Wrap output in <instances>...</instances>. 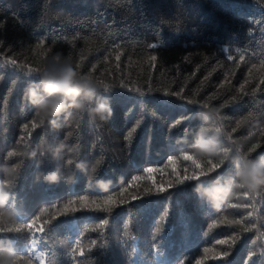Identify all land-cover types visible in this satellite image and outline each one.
<instances>
[{
    "label": "trees",
    "instance_id": "16d2710c",
    "mask_svg": "<svg viewBox=\"0 0 264 264\" xmlns=\"http://www.w3.org/2000/svg\"><path fill=\"white\" fill-rule=\"evenodd\" d=\"M58 54L100 84L97 102L106 95L113 108L107 124L85 113L32 127L26 89ZM205 105L220 109L230 156L264 154V0H0V165L46 138L79 145L83 161L101 157L97 178L113 181L103 191L83 172L75 182L38 180L63 159L37 152L24 160L0 246L15 247L18 264H40L35 248L44 264H264V189L216 210L197 179H185L207 187L236 172L226 161L201 176L209 161L183 158ZM37 216L43 234L27 227Z\"/></svg>",
    "mask_w": 264,
    "mask_h": 264
},
{
    "label": "clouds",
    "instance_id": "9594fccd",
    "mask_svg": "<svg viewBox=\"0 0 264 264\" xmlns=\"http://www.w3.org/2000/svg\"><path fill=\"white\" fill-rule=\"evenodd\" d=\"M103 91L106 93L108 89L104 87ZM100 92V84L90 74H83L70 56L58 54L40 69L38 79L28 85L25 98L34 106V120L39 126L51 124L58 127L62 115L66 114L72 120H77L85 113L93 122L107 124L113 116V108L106 95L97 102ZM205 109L202 113L204 123L195 137L193 147L187 153L200 160L217 159V168L226 161L235 164V175L223 178V182L221 177L217 176L211 186L206 187L201 179H197L195 183L194 190L198 196L211 208L220 210L227 202L240 196L241 190H246V194L264 189V154L252 158L237 152L230 156L229 150L222 147V129L218 126L220 109L207 106ZM37 152L41 157L51 153L53 159H63V165L57 166L55 170L40 172L38 180L42 179L49 184H57L61 179L75 182L77 174L83 172L103 191H107L113 184L110 179L97 178L103 166L101 157L86 162L80 159L79 145L60 144L53 148L46 138H42L34 150L28 147L11 149L5 157V162L0 165V172L4 177L0 179V221L11 223L15 218L16 213L10 203L13 192L20 178L24 160L36 156ZM13 157L20 159L12 162ZM62 169H69L70 173L63 176ZM211 172L213 169H208L206 173L201 172L199 175L207 176ZM19 259L20 254L15 247L0 246V264H18Z\"/></svg>",
    "mask_w": 264,
    "mask_h": 264
},
{
    "label": "snow or ice",
    "instance_id": "6c2138e0",
    "mask_svg": "<svg viewBox=\"0 0 264 264\" xmlns=\"http://www.w3.org/2000/svg\"><path fill=\"white\" fill-rule=\"evenodd\" d=\"M12 63L15 64L16 62H15V61H12ZM31 74H32L31 71H29V75H31ZM103 87H106V88L108 89V85H103ZM177 95H178V94H177ZM158 102L161 103V104H164V105H168V104H171L172 101L169 100V99H161V100L158 101ZM205 107H206V105H205ZM190 118H191V117H184L183 119H190ZM180 122H182V121H177L176 123H180ZM31 123H32V127H33V128H35V127L38 126V125L36 124V121H35V120H33ZM174 126H175V124L172 125V127H174ZM23 127H24L25 130H27V129L29 128V125L26 123V124H24ZM29 135H31V133H29ZM127 135H128V137H131V136H132V132H129ZM257 146H258V145H257ZM183 158H184V159H187V160H192L193 163H194V166H195V167H197V164H199V162L196 160V158H194L193 156H191L190 153H187V152L184 153ZM171 161H172V158H170V162H171ZM209 163L211 164V167H210L209 169H213V171H214L215 169H217V164H216V163L211 162V161H209ZM148 171L151 172L152 170H151V169H148ZM185 179H186V180H189V179H199V177L196 176V175H193V176H191V177H185ZM182 182H183V181H181V183H182ZM81 199L86 201L88 198H87V197H82ZM111 199H112L111 197L108 198L109 201H111ZM69 203H72V202L70 201ZM38 220H39V217H38V216L35 217V218H33V219L28 223L27 227H28V229H29L30 232H32V231L34 230V231L37 232V233H41V234H43V233L45 232V227H44V225H40L39 227H37V221H38ZM105 223H107V221H105ZM0 231H2V229H0ZM156 231L159 232L160 229L157 228ZM218 243L223 244V243H225V241H219ZM208 251H209V250H208L207 248L204 249V252H205V253H207ZM81 255H83V253H81ZM228 255H229V253H228L227 251L222 252V253L220 254V258H226ZM197 264H201V262H200V261H197Z\"/></svg>",
    "mask_w": 264,
    "mask_h": 264
},
{
    "label": "rangeland",
    "instance_id": "374dc122",
    "mask_svg": "<svg viewBox=\"0 0 264 264\" xmlns=\"http://www.w3.org/2000/svg\"><path fill=\"white\" fill-rule=\"evenodd\" d=\"M34 254L36 255V257L39 260L40 264H44V256L38 249H36V248L34 249Z\"/></svg>",
    "mask_w": 264,
    "mask_h": 264
}]
</instances>
